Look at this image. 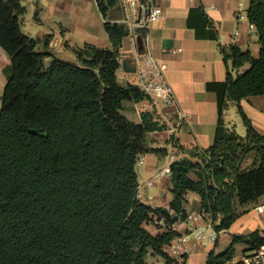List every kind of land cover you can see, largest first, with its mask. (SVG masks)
<instances>
[{"label": "trees", "instance_id": "trees-1", "mask_svg": "<svg viewBox=\"0 0 264 264\" xmlns=\"http://www.w3.org/2000/svg\"><path fill=\"white\" fill-rule=\"evenodd\" d=\"M96 1L104 18L119 3ZM26 12L23 0H0V46L11 58L0 96V264H146L149 253L178 264L167 246L179 235L174 217H188L189 191L199 194L201 212L217 231L230 228L264 194V135L241 105L264 94V0H250L248 8L260 55L219 44L227 76L207 84L218 97L214 142L170 164L173 197L160 207L141 200L137 166L149 150V133L165 125L154 105L140 122L123 113L127 100L150 101L134 82L117 78L124 25L105 22L112 49L85 43L68 59L41 49V40L24 32ZM188 25L197 38L219 40L201 7L190 10ZM246 63L249 68L234 75ZM231 100L246 136L225 123ZM263 232L235 236L224 251H211L206 264H226L238 243L260 247Z\"/></svg>", "mask_w": 264, "mask_h": 264}, {"label": "crops", "instance_id": "crops-1", "mask_svg": "<svg viewBox=\"0 0 264 264\" xmlns=\"http://www.w3.org/2000/svg\"><path fill=\"white\" fill-rule=\"evenodd\" d=\"M50 1L54 2L47 5L51 9L49 22L52 26L58 24L60 33L69 32L67 35L71 38H78L84 44L97 45L98 35L102 33L100 26L98 32L95 33L94 29L97 26L94 28V24L89 23L87 15L83 16V13L74 9L76 16L72 18L73 12L63 11L59 7L60 3L56 0ZM158 1L163 8L162 19L152 27L144 29L137 36L136 41L124 38L123 46L120 48V67L117 70V78L121 83L133 82L139 58L135 50H138V54L153 53L168 64L166 77L171 83L177 99V106L168 111L169 129L149 133V150L140 155L143 162L138 163L140 198L152 207L164 206L172 199V182L170 173L158 179L154 185H148V180L159 169L170 167L173 161L192 158L195 146L206 148L214 142L219 117L218 97L215 91L207 88V84L224 81L227 76V64L219 44H237L243 50H250L256 57L260 55L261 50L257 28L248 18L250 0ZM95 2L98 6L96 0ZM116 6L110 8L108 16ZM200 7L216 24L220 34L218 41L197 38L195 29L188 25L190 10ZM99 12V17L104 23V17H102L101 11ZM52 26H48L51 30L48 33H56ZM52 39L51 36L47 37L48 43L41 46V49L53 52L63 58H75L67 51L66 53L58 52L50 46ZM67 47H72L70 39ZM104 48H113L110 39ZM10 64V56L0 46V96L6 85ZM229 64H232V60L229 61ZM249 66L250 64L246 63L240 68H234L233 73L243 72ZM241 105L256 129L264 135V94L243 98ZM144 111L153 113L156 111L147 99L139 102L129 100L124 102L123 113L134 122L142 120ZM179 111L183 112L184 118L178 125L179 131L173 133L170 127L178 121ZM224 120L226 125L235 128L240 136H246L247 127L238 111L236 101L229 102L228 108L224 112ZM172 137L177 138V145L173 143ZM182 146L184 148H181ZM251 164L252 159L250 158L244 166L250 167ZM190 175L195 179L198 178L195 173ZM186 199L185 209L188 217L183 220L179 218L175 223V229L179 234L193 232L186 245L188 253L184 264H206L211 251L217 253L224 251L235 236H246L255 231H264V210L256 209L257 206L264 204V194L258 198L257 202L248 205L230 228L217 232L215 238H210L214 224L209 215L202 214L199 194L189 191L186 194ZM203 227L205 245L195 236ZM235 249L233 259L226 264H237L242 260L244 254L253 250L248 249L246 243L236 244ZM150 254L149 256L152 257ZM149 256H147V263Z\"/></svg>", "mask_w": 264, "mask_h": 264}, {"label": "built area", "instance_id": "built-area-1", "mask_svg": "<svg viewBox=\"0 0 264 264\" xmlns=\"http://www.w3.org/2000/svg\"><path fill=\"white\" fill-rule=\"evenodd\" d=\"M122 7V18L118 20H109L104 18L105 22L118 23L125 26L127 35L131 40L136 41V38L144 29L152 27L158 23L163 17V8L158 0H119ZM54 45L53 43H51ZM57 44V43H56ZM55 46V45H54ZM138 66L135 72L133 82L144 91L149 97L150 102L158 110V121L161 125H165V129H169L168 111L177 106V99L174 94L173 87L166 77L168 64L153 53L138 54ZM184 118L182 111H179L178 121L170 127L173 133L179 131L178 125ZM174 144L177 143V138L172 137ZM139 162H143L140 158ZM170 173V167L159 169L155 175L148 180V185H154L155 181ZM258 211L264 210V204L256 207ZM175 228V224L173 225ZM204 227L196 234L197 240L203 244ZM215 228L212 231L210 238H215L217 235ZM193 232H185L177 235L168 244L167 249L171 257L178 263L185 262V255L188 253L187 243L191 239ZM264 236V232L262 233ZM244 264H264V244L253 249L250 253H246L242 257Z\"/></svg>", "mask_w": 264, "mask_h": 264}, {"label": "rangeland", "instance_id": "rangeland-1", "mask_svg": "<svg viewBox=\"0 0 264 264\" xmlns=\"http://www.w3.org/2000/svg\"><path fill=\"white\" fill-rule=\"evenodd\" d=\"M23 2L27 8V12L25 14V17H24V20L22 23V28H23L24 32L27 33L28 35L34 37V38L40 39L41 40L40 47L45 46V42H46L47 37L51 36L53 39L50 41V46L54 47L58 52L66 53V51H67L68 54H71L74 57H76L74 49H78V48L83 47L84 43H82L80 39L78 40V38L74 39V38H71L70 36H68L67 34H69V32H66V33L61 32L60 33L59 32L60 31L59 25L56 24L55 26H52V24L49 22L50 21L49 20V14L51 13V9L47 5L53 4L54 2L50 1V0H23ZM56 2L60 3L59 7H61L63 11L73 12V15L71 16L72 18L74 16H76L75 10H78L81 13H83V16L87 15L86 17H87L89 23L92 22V24H94V28L97 26V28L94 29L95 33L98 32L99 26H100V29L102 31L101 35H98V43L96 46L104 48V45L105 46L107 45L110 37L108 35V32H107L105 24H104L105 23L104 18H103V20H104V23H103L101 18L99 17L100 16V12H99L100 10H99V7L97 6L95 0H56ZM102 17H103V15H102ZM48 26H52L56 33H48V32H51V30ZM69 39L72 42L71 48L67 47ZM51 43H53L55 46L52 45ZM234 75H237V73L236 74L234 73ZM138 163H140V162H138ZM137 168H138V166H137ZM155 187H157V186H155ZM205 242H206L205 239H203L204 245H205ZM150 255H152V257H150L148 255L149 256V262L147 263V258H148L147 257L146 258V264H165V260L162 256L157 255V254H150Z\"/></svg>", "mask_w": 264, "mask_h": 264}, {"label": "water", "instance_id": "water-1", "mask_svg": "<svg viewBox=\"0 0 264 264\" xmlns=\"http://www.w3.org/2000/svg\"><path fill=\"white\" fill-rule=\"evenodd\" d=\"M122 18V7L120 4H117V6L112 9V11L110 12L108 19L109 20H118ZM128 40L130 39V37L128 35H126V37ZM175 221L178 220V216L174 217Z\"/></svg>", "mask_w": 264, "mask_h": 264}]
</instances>
